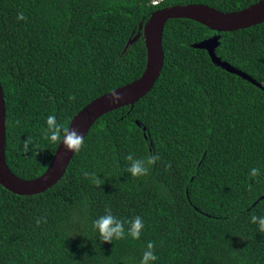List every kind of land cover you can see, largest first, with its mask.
<instances>
[{"label":"trees","instance_id":"16d2710c","mask_svg":"<svg viewBox=\"0 0 264 264\" xmlns=\"http://www.w3.org/2000/svg\"><path fill=\"white\" fill-rule=\"evenodd\" d=\"M153 1L0 0L6 160L16 175L36 178L53 158L48 116L68 126L91 100L141 76L145 39L127 43L152 12L186 3L236 11L259 0ZM217 34V55L263 88L193 47ZM163 49L152 90L99 117L54 186L19 195L0 184V264H139L149 241L158 257L150 264H264V233L250 219L264 216V22L220 32L169 19ZM128 155L160 159L133 177ZM106 208L126 230L142 217L140 239L102 241L94 221Z\"/></svg>","mask_w":264,"mask_h":264},{"label":"water","instance_id":"95a60500","mask_svg":"<svg viewBox=\"0 0 264 264\" xmlns=\"http://www.w3.org/2000/svg\"><path fill=\"white\" fill-rule=\"evenodd\" d=\"M187 18L196 20L218 31H235L249 28L264 22V0H259L236 11H221L204 3H186L166 6L152 12L148 20L139 26V32L132 37L127 45L134 43L140 36L145 39L147 47L146 67L137 79L115 88L124 98L114 102L110 90L86 104L71 119L68 127L76 130L84 138L95 121L103 114L125 105H134L140 98L147 95L159 79L164 66L165 53L163 49V31L169 19ZM221 35H213L196 42L193 47L205 49L212 62L231 73L251 81L263 88L246 72L238 69L228 61L223 60L216 53ZM6 101L0 80V184L9 191L19 195H34L46 191L54 186L66 172L74 154L63 144H59L47 169L40 176L25 179L16 175L8 166L6 160Z\"/></svg>","mask_w":264,"mask_h":264},{"label":"clouds","instance_id":"9594fccd","mask_svg":"<svg viewBox=\"0 0 264 264\" xmlns=\"http://www.w3.org/2000/svg\"><path fill=\"white\" fill-rule=\"evenodd\" d=\"M157 1V0H156ZM158 2V1H157ZM156 2V3H157ZM154 3V1H153ZM154 3V4H156ZM18 20H26L27 17L23 12H20L17 16ZM114 102L121 101L124 97L116 92L114 89L111 92ZM70 99L75 100V96H71ZM46 129L44 130V138L49 142L55 144H63V146L71 152H79L84 144V136L79 134L76 130H70L68 126L65 124L58 122L56 115H50L46 120ZM33 141L31 137H28L26 141L23 142V152L28 153L30 151V145H32ZM128 162L131 163V167L127 168V171L132 174L133 177H146L150 171L149 167L145 165V160L147 165H152L155 163L157 159H160L159 155L157 157H152L150 155L146 156L145 159L133 160L131 155L126 157ZM168 167H171L169 164ZM87 179L95 184L96 186H100L103 184L102 180L96 178V174L92 173L91 176H88V173H84ZM261 175L259 168H252L250 170L249 176L250 178H258ZM253 186L251 184L248 185V191H252ZM106 215L100 216L97 220L94 221V227L98 230L100 234V238L104 242L111 243L115 240H122L125 236H130L135 240H139L142 234V230L145 225L142 217L136 216L133 221H127L130 227L125 228V221L118 219L111 212L110 208H106ZM251 222L253 224L259 223V231L264 233V216H257L255 214L250 217ZM40 221L37 220V225H39ZM155 243L149 241L147 243V250L143 252L142 259L139 264H150V262H154L158 259L155 254Z\"/></svg>","mask_w":264,"mask_h":264},{"label":"built area","instance_id":"2783aa9c","mask_svg":"<svg viewBox=\"0 0 264 264\" xmlns=\"http://www.w3.org/2000/svg\"><path fill=\"white\" fill-rule=\"evenodd\" d=\"M157 1L155 0L154 3H156Z\"/></svg>","mask_w":264,"mask_h":264}]
</instances>
